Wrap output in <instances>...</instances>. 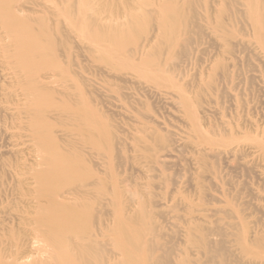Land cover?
<instances>
[{
	"label": "rangeland",
	"instance_id": "1",
	"mask_svg": "<svg viewBox=\"0 0 264 264\" xmlns=\"http://www.w3.org/2000/svg\"><path fill=\"white\" fill-rule=\"evenodd\" d=\"M22 1H0V264L42 257L51 203L81 213L72 264H264V0Z\"/></svg>",
	"mask_w": 264,
	"mask_h": 264
},
{
	"label": "bare ground",
	"instance_id": "2",
	"mask_svg": "<svg viewBox=\"0 0 264 264\" xmlns=\"http://www.w3.org/2000/svg\"><path fill=\"white\" fill-rule=\"evenodd\" d=\"M1 1V0H0ZM8 1V0H7ZM11 1V0H9ZM13 1V0H12ZM20 1V0H19ZM24 2V4H29L28 0L26 1H22ZM26 2V3H25ZM32 2V1H30ZM45 2V1H44ZM46 3V2H45ZM48 3V1H47ZM15 4V2H14ZM21 4V3H20ZM23 4V3H22ZM58 4V3H57ZM60 4V3H59ZM58 4V5H59ZM17 6V4H15ZM40 5V3H39ZM42 5V4H41ZM6 6V5H5ZM10 6V4H9ZM13 5H11L12 7ZM15 7V6H14ZM16 9V8H15ZM2 10V9H1ZM13 16V15H12ZM24 17V16H23ZM7 18V17H6ZM11 26H12V33L13 35L16 36V39L20 40L21 38L22 39H26L28 38L27 40L31 41V39L33 38H29V35L28 33L26 32V29L25 28H29V27H19L18 26H14V23H10ZM27 24V23H26ZM22 25V24H21ZM29 31V30H27ZM14 37V36H13ZM14 40V38H13ZM34 41V40H33ZM23 42V41H22ZM39 42V41H38ZM20 44V43H19ZM30 44V43H29ZM35 44V43H34ZM33 44V45H34ZM28 45V44H27ZM36 45H37V42H36ZM41 45V44H39ZM38 46V45H37ZM41 47V46H40ZM39 47V48H40ZM31 48V47H30ZM26 50H29L30 49H26ZM25 50V54H24V57L25 58H29L28 56V51ZM41 50V49H40ZM34 51V50H33ZM41 55V54H39ZM24 59V58H23ZM29 63V59H28V62ZM40 102V101H39ZM40 104V103H38ZM47 144L50 145V142L48 141ZM48 145V146H49ZM47 146V147H48ZM49 160V159H47ZM68 161V160H67ZM73 166V164L71 165ZM52 167V168H51ZM50 173L47 175V174H43L41 175L42 177H39V182H40V186H41V191L42 192H47V193H53L52 191H54V189L56 188V181L58 179L59 176H62V175H69V167L64 164L63 162L61 161H57L56 159L54 160H51L50 162ZM75 168V167H74ZM74 171V170H73ZM71 173V172H70ZM77 175V174H75ZM72 176V175H71ZM63 177V176H62ZM70 177V176H69ZM70 180V179H69ZM74 180V179H73ZM66 181V180H65ZM61 182V181H60ZM63 183V182H62ZM79 186V185H78ZM82 186V185H81ZM84 186V185H83ZM82 188V187H81ZM85 188V187H84ZM80 190V189H79ZM83 190V189H82ZM48 196V195H47ZM51 197V196H50ZM49 197V198H50ZM52 199V198H51ZM49 202V201H48ZM56 202V201H55ZM84 207V206H83ZM74 209H76L74 207ZM80 211L76 212V211H73L72 210H68V209H65L64 207H62L61 205H56V203H51L49 206H46L45 208L42 209V212L39 213L40 216L39 217V226L40 228H38L41 236H42V239L39 240V241H42L44 242V245L40 246L39 249V253L40 254L39 256H42V257H39L40 259H37L36 261H33L31 263H28V264H40V262H42L41 264H72L68 259H69V253H68V250L67 248L69 247V245L67 244V239L70 238H74V241H76V239L78 240L79 238H77L78 236L75 234V224H74V219L76 218H80V214L79 213ZM85 214V213H84ZM86 216V215H85ZM82 218V217H81ZM122 226V225H121ZM41 229H43V231H41ZM84 229V228H83ZM119 231V229H118ZM84 233V232H83ZM80 234V233H78ZM82 235V234H81ZM84 235V234H83ZM82 235V236H83ZM35 236V235H34ZM44 237V239H43ZM37 238V237H36ZM35 238V239H36ZM84 238V237H82ZM40 239V238H39ZM86 239V238H85ZM34 241V240H33ZM38 239H37V242L36 243H39ZM72 241V240H71ZM79 241V240H78ZM40 242V243H42ZM73 242V241H72ZM80 242V241H79ZM81 242H82V239H81ZM31 243V242H30ZM39 243V244H40ZM43 244V243H42ZM73 244V243H72ZM75 244V242H74ZM77 247L78 249L81 248V244L77 243ZM76 245V244H75ZM84 245V244H83ZM120 245V244H119ZM86 246V245H85ZM83 247V246H82ZM32 248V247H31ZM84 248V247H83ZM81 248L84 252V249ZM79 249L80 253V256L84 255L85 256H90L91 254H88L87 252H82V250ZM86 249V248H85ZM71 248L69 247V252H70ZM12 254H14L12 252ZM71 255V254H70ZM30 256V255H29ZM27 256V257H29ZM74 256V254H73ZM79 256V257H80ZM92 256V255H91ZM90 256V257H91ZM7 257V256H6ZM12 257V256H11ZM24 257V256H23ZM26 258V257H25ZM24 258V259H25ZM35 259V257H32ZM31 256H30V259H32ZM43 258V259H42ZM97 258V257H96ZM95 258V259H96ZM21 259V258H20ZM19 259V260H20ZM83 259V258H82ZM100 259V258H99ZM15 260L17 261V259L15 258ZM22 260V259H21ZM26 260H29L26 258ZM102 260V259H100ZM89 261V260H88ZM99 261V260H98ZM20 262V261H19ZM22 262V261H21ZM19 263V264H22V263ZM25 262L26 264V261H23ZM90 262V261H89ZM96 262V261H95ZM94 262V264H95ZM105 262V260H104ZM3 263V262H2ZM101 263V262H100ZM99 263V264H100ZM18 264V263H16ZM24 264V263H23ZM107 264V263H105Z\"/></svg>",
	"mask_w": 264,
	"mask_h": 264
}]
</instances>
